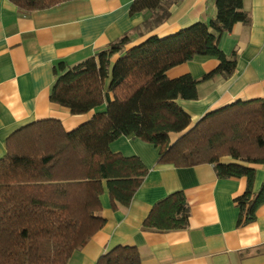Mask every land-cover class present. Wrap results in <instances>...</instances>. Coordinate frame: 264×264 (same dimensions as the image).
<instances>
[{
	"label": "trees",
	"instance_id": "obj_1",
	"mask_svg": "<svg viewBox=\"0 0 264 264\" xmlns=\"http://www.w3.org/2000/svg\"><path fill=\"white\" fill-rule=\"evenodd\" d=\"M12 1L20 14L30 15L70 0ZM179 1L134 0L131 12H147L144 26L149 30L163 24ZM216 8L214 18L173 34H151L128 47L131 35L126 33L65 72L59 66L52 102L73 114L106 107L70 131L60 119L48 118L9 135L0 158V264H68L105 224L100 199L105 187L113 208L131 204L149 169L137 155L112 151L111 143L123 135L154 144L161 163H210L220 178L246 176L247 188L235 198L238 223L256 220L264 204V182L254 189L251 165L264 164V98L238 99L193 122L178 99H196L199 80L189 73L168 75L197 55L219 60L202 80L233 74L237 52L226 55L219 42L235 24H249L250 15L244 0H216ZM189 217L185 194L177 191L159 201L143 225L181 229ZM96 264H141V254L136 246L120 244Z\"/></svg>",
	"mask_w": 264,
	"mask_h": 264
},
{
	"label": "crops",
	"instance_id": "obj_2",
	"mask_svg": "<svg viewBox=\"0 0 264 264\" xmlns=\"http://www.w3.org/2000/svg\"><path fill=\"white\" fill-rule=\"evenodd\" d=\"M133 2L70 0L22 15L12 0H0V158L9 135L23 125L56 118L70 131L105 109L103 104L73 114L51 101L61 64L65 72L126 33L131 35V47L151 34L163 37L210 20L217 12L216 0H180L171 6L163 24L146 30L149 14L131 12ZM244 7L250 23L235 24L219 42L226 55L237 52L233 74L202 80L219 65L218 58L202 55L168 71L171 78L189 73L199 80L196 99H178L193 122L238 99L264 98V0H244ZM110 147L139 156L149 171L128 207L113 208L105 187L100 196L105 224L68 264H96L103 253L120 244L136 246L141 264H264V204L256 220L238 223L235 198L247 188L246 176L220 178L210 163L188 167L161 163L159 148L135 135H123ZM251 166L256 169L258 191L264 182V164ZM177 191L185 194L189 205L188 226L168 231L145 228L144 220L155 205Z\"/></svg>",
	"mask_w": 264,
	"mask_h": 264
},
{
	"label": "rangeland",
	"instance_id": "obj_3",
	"mask_svg": "<svg viewBox=\"0 0 264 264\" xmlns=\"http://www.w3.org/2000/svg\"><path fill=\"white\" fill-rule=\"evenodd\" d=\"M105 107H106V105H105ZM174 134H175V133H174ZM174 134H173V135H174ZM173 137L175 138V137H176V135H174Z\"/></svg>",
	"mask_w": 264,
	"mask_h": 264
}]
</instances>
